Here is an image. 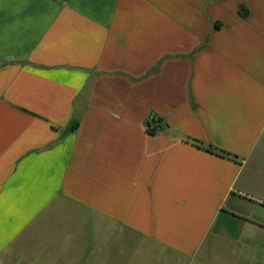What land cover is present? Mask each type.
<instances>
[{
  "label": "crops",
  "instance_id": "crops-1",
  "mask_svg": "<svg viewBox=\"0 0 264 264\" xmlns=\"http://www.w3.org/2000/svg\"><path fill=\"white\" fill-rule=\"evenodd\" d=\"M0 264H264V0H0Z\"/></svg>",
  "mask_w": 264,
  "mask_h": 264
},
{
  "label": "trees",
  "instance_id": "trees-1",
  "mask_svg": "<svg viewBox=\"0 0 264 264\" xmlns=\"http://www.w3.org/2000/svg\"><path fill=\"white\" fill-rule=\"evenodd\" d=\"M148 129H149L150 131H154V130H156V129H155V127H154V128H152V129H151V128H148Z\"/></svg>",
  "mask_w": 264,
  "mask_h": 264
}]
</instances>
